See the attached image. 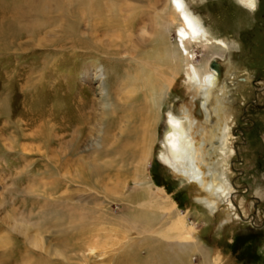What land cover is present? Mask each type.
I'll return each instance as SVG.
<instances>
[{
  "label": "rangeland",
  "instance_id": "obj_1",
  "mask_svg": "<svg viewBox=\"0 0 264 264\" xmlns=\"http://www.w3.org/2000/svg\"><path fill=\"white\" fill-rule=\"evenodd\" d=\"M192 1L214 35L227 41L226 56L235 66L228 73L212 69L220 77L222 101L232 105L228 135L233 143L224 178L227 198L237 196L238 201L234 198L231 208L221 200L211 211L196 198L199 191L159 157L168 111L177 114L188 102L183 77L163 98L147 166L150 177L144 183L165 190L175 213L186 215L200 248L228 258L227 264H264V0H256L255 11L241 0ZM99 3L106 8L101 17L118 15L126 23L128 6L164 8L168 0ZM94 4L96 0H0V264H151L153 249L141 246L144 242L156 250L163 246L166 260L160 263V255L155 256V264H205L201 250L172 248L166 244L170 239L156 234L177 219L168 210L163 216L158 213L148 232L132 226L125 231L112 223L147 212L137 208L141 196L134 191L144 185L136 182L133 133L134 125L140 131L143 121L130 113L136 103L118 95L119 82L133 67L130 59H122L128 55L122 52L113 59L86 52L69 35L75 25L79 35H86L85 28L97 23ZM112 4L121 6L119 14H113ZM155 14L149 13V26H154ZM108 21L100 23L99 43L104 46L113 30ZM170 26L175 42L176 24ZM139 28L122 38L124 47L133 50ZM147 36L144 50L155 46L153 34ZM194 49L197 63L205 61V48ZM227 60L216 61L223 65ZM145 90L138 91V104ZM228 215L233 219L221 223ZM80 222H87L88 230L78 228ZM21 226L27 228L24 233ZM26 234L37 236L39 244ZM186 239L191 241H182Z\"/></svg>",
  "mask_w": 264,
  "mask_h": 264
},
{
  "label": "bare ground",
  "instance_id": "obj_2",
  "mask_svg": "<svg viewBox=\"0 0 264 264\" xmlns=\"http://www.w3.org/2000/svg\"><path fill=\"white\" fill-rule=\"evenodd\" d=\"M96 2L97 4H94V8L99 14L97 23L85 28V31H87L86 35H82V33L79 35V28L75 25L69 31V35L74 37V44L79 42L84 46L86 52H96V54H103L113 59L119 57L122 52L128 55L122 59H130L133 62V67H131L129 74H125L124 80L119 82L120 93L118 92V95L122 96L124 94L121 97L124 101H134L136 103L132 104L130 113L141 122L143 121L140 131L138 130L139 126L134 125L133 127L135 140L137 139L136 152L138 153L135 163L136 182L144 184H138L136 188H140V190L137 191L135 189L134 191L140 193L141 196V201L136 204L137 208L141 211L146 209L147 212H141L132 217L124 215L121 218L120 216L121 219H114L112 223L122 226L125 231H128L130 226H132L148 232L150 230L148 226L153 224L156 217H159L158 213L163 216L168 214V210L170 213L176 214L174 203L165 190L144 182L147 177H150L147 166L150 159H152L153 143H155L156 128L162 111L163 98L167 95V89L170 88L171 84L181 77L185 80L188 102L182 104L180 112L177 114L168 111L167 122L161 138L164 148L159 157L160 159L162 158L163 165L170 169L174 175L180 177L183 182L190 183L199 191L200 195L196 196V198L208 206L211 211H216L220 207L221 200L224 199L233 208L232 203L236 204L234 198L237 196L232 199L227 198L229 192L227 191L228 187H226L224 178V170L226 169H224V164L227 163L228 150L233 143L228 135V125L231 122L229 121L230 106L232 105L222 101V97L218 93L221 89L220 77L216 72L218 69L211 65V61L214 59L223 58L226 60L228 58L225 64L220 65L218 63L220 71L225 69L226 73H228L229 66H234L231 57L226 56L227 41L225 38H217L214 35L210 25L204 20L203 16L194 10L191 5L193 3L192 0H168L164 8L149 4L150 10L136 9L135 5L128 6V8L130 7V13H128V22L126 23L121 22V18L118 15L115 18L111 16L110 19L101 17L100 15L104 14L106 8L99 3V0H96ZM241 2L252 11H255L256 0H252L254 7L250 6L249 0H241ZM112 7L114 8L113 11H116L113 14H119L117 12L121 11V6L118 8L112 4ZM112 7L110 6V9ZM153 12H156L154 16L156 19L154 26H149L147 23L150 17L149 13ZM101 19H104V21H100ZM107 20H109L108 22L112 25L113 30L110 33V44L104 46L99 43V40H101L99 37L102 35L100 23L107 22ZM138 24L141 25L139 26ZM173 24H176L175 42H171L169 35L170 25ZM137 26L142 31L137 36V44L134 45L133 50L127 46L124 47L125 43L122 38L136 31ZM150 34H153L152 38L155 46L150 50H144L146 48L144 46L150 41L147 36ZM195 46L205 48L207 53L205 61L200 64L195 60L197 55L195 54L197 53L194 49ZM97 70H99L98 67H96ZM143 88L146 89L144 100L138 104L135 100L138 98V91ZM261 89H264V87L262 86ZM196 106L198 108L197 113L195 112ZM138 135L140 136L138 137ZM131 142L134 141L131 140ZM99 145L97 144V146ZM229 189L231 188L229 187ZM201 196L204 197L201 198ZM236 200L238 201L237 198ZM133 201L134 199H129L128 205H133ZM240 202L241 207H243V199ZM243 211L246 214L248 212L245 208ZM174 217H177V219L173 220L170 226L167 225L166 228L156 233L157 235L161 234L162 239L164 237L170 239L167 240V245L172 248H189L192 251L201 250L203 252L201 261L205 264H227L228 261L226 260L228 258L221 260L219 254H213L206 249L200 248L197 239L192 240L191 236L194 230L191 227H187L186 215L179 213V216L176 214ZM230 219L232 220L233 217L228 215L221 223L225 224ZM87 224V222H82L77 226L82 228L81 230H84V228L88 230ZM25 226L20 227L23 231H20L21 233L27 230ZM27 237L29 236L27 235ZM183 238H188L191 241L186 239L187 242H183ZM29 239L34 245L37 246L39 244L37 236L32 235ZM144 243L141 246L153 249L152 253L149 254V258L152 259L151 264H155L157 259H154V257L158 255H160V263L166 260L167 256L161 250L163 246L161 249L156 250L151 244ZM133 246L134 244L132 248ZM88 247H91V245Z\"/></svg>",
  "mask_w": 264,
  "mask_h": 264
},
{
  "label": "water",
  "instance_id": "obj_3",
  "mask_svg": "<svg viewBox=\"0 0 264 264\" xmlns=\"http://www.w3.org/2000/svg\"><path fill=\"white\" fill-rule=\"evenodd\" d=\"M211 64L214 65L220 71L219 64L215 59L211 62Z\"/></svg>",
  "mask_w": 264,
  "mask_h": 264
},
{
  "label": "snow or ice",
  "instance_id": "obj_4",
  "mask_svg": "<svg viewBox=\"0 0 264 264\" xmlns=\"http://www.w3.org/2000/svg\"><path fill=\"white\" fill-rule=\"evenodd\" d=\"M249 4H250V6L254 7V4H253L252 0H249Z\"/></svg>",
  "mask_w": 264,
  "mask_h": 264
}]
</instances>
